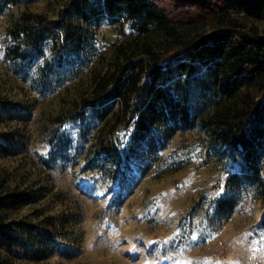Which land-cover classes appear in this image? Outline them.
Returning <instances> with one entry per match:
<instances>
[{"label":"trees","instance_id":"1","mask_svg":"<svg viewBox=\"0 0 264 264\" xmlns=\"http://www.w3.org/2000/svg\"><path fill=\"white\" fill-rule=\"evenodd\" d=\"M35 1L0 0V12ZM53 1L56 17L24 11L12 18L5 58L25 73L42 60L38 84L54 90L90 65L102 22L118 28L124 40L93 78L78 116L103 123L130 118L124 140L114 138L115 124L95 143V160L104 172H115L124 158L155 160L176 134L201 126L231 164L224 187L211 196L208 218L228 219L241 191L253 190L264 204V0ZM4 118L25 122L32 113L0 99V122ZM2 137L7 143L0 140V154L20 148L8 134ZM83 137L86 146V131ZM48 144L52 162L68 159L66 129ZM37 200L0 177V264L62 249L67 219L58 227L11 219L12 211Z\"/></svg>","mask_w":264,"mask_h":264},{"label":"rangeland","instance_id":"2","mask_svg":"<svg viewBox=\"0 0 264 264\" xmlns=\"http://www.w3.org/2000/svg\"><path fill=\"white\" fill-rule=\"evenodd\" d=\"M54 9L53 0H37L0 12V99L32 113L29 121L0 122V140L6 144L2 134H8L20 147L0 154V177L10 189L38 199L12 211L11 219L56 227L68 221L59 252L16 264H264V204L253 190L239 193L228 219L208 218L211 196L224 187L231 164L201 126L176 134L155 160L124 158L112 173L95 160L99 136L118 124L114 138L124 140L130 126L129 116L108 123L78 118L93 78L124 40L118 28L102 22L90 65L54 90L38 84L42 60L26 73L6 60L3 46L12 18L24 11L56 17ZM63 128L71 138L68 159L52 162L48 139Z\"/></svg>","mask_w":264,"mask_h":264}]
</instances>
